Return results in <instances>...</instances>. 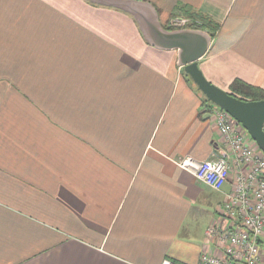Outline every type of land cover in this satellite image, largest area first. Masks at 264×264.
Segmentation results:
<instances>
[{
    "label": "crops",
    "instance_id": "crops-1",
    "mask_svg": "<svg viewBox=\"0 0 264 264\" xmlns=\"http://www.w3.org/2000/svg\"><path fill=\"white\" fill-rule=\"evenodd\" d=\"M142 1L163 27L185 12L217 26L197 62L210 83L264 90V0ZM215 109L129 14L0 0V264L222 256L207 232L227 226L219 210L237 171L214 190L179 165L227 152Z\"/></svg>",
    "mask_w": 264,
    "mask_h": 264
},
{
    "label": "built area",
    "instance_id": "built-area-1",
    "mask_svg": "<svg viewBox=\"0 0 264 264\" xmlns=\"http://www.w3.org/2000/svg\"><path fill=\"white\" fill-rule=\"evenodd\" d=\"M173 29L189 28L191 20L174 18ZM214 120L227 152L218 158L196 162L183 158L179 165L196 181L220 190L236 169L232 191L226 194L220 213L227 226L208 230L222 245L223 254H202L199 264H261L264 239V153L250 143V136L225 111L216 107ZM161 264H179L165 259Z\"/></svg>",
    "mask_w": 264,
    "mask_h": 264
},
{
    "label": "water",
    "instance_id": "water-1",
    "mask_svg": "<svg viewBox=\"0 0 264 264\" xmlns=\"http://www.w3.org/2000/svg\"><path fill=\"white\" fill-rule=\"evenodd\" d=\"M88 2L123 11L134 19L143 39L152 47L176 54V66L183 68L204 98L225 111L239 123L264 153V100L245 101L210 83L198 67L210 47L212 36L204 30L164 28L156 8L142 0H87Z\"/></svg>",
    "mask_w": 264,
    "mask_h": 264
},
{
    "label": "trees",
    "instance_id": "trees-1",
    "mask_svg": "<svg viewBox=\"0 0 264 264\" xmlns=\"http://www.w3.org/2000/svg\"><path fill=\"white\" fill-rule=\"evenodd\" d=\"M181 16H185L188 18H194V17L199 18L201 24L200 25L191 24V26H189L190 29L204 30V31H207L211 36H214L217 30V26L214 25L212 21L202 16H199V15H196L190 12H185ZM164 28L169 29L167 27H164ZM228 93L235 96L238 99L245 100V101L264 100V90L258 87H254L250 84H247L241 80H234L230 85V90ZM204 100L205 102L209 103L205 98Z\"/></svg>",
    "mask_w": 264,
    "mask_h": 264
},
{
    "label": "rangeland",
    "instance_id": "rangeland-1",
    "mask_svg": "<svg viewBox=\"0 0 264 264\" xmlns=\"http://www.w3.org/2000/svg\"><path fill=\"white\" fill-rule=\"evenodd\" d=\"M174 18H180V17H172L170 20H168V22L165 24V26L164 27H167V28H169V29H171V30H173V27L171 26V24H173V19ZM181 18H187V19H189V20H192L191 21V24L192 25H200L201 24V22H200V20H199V18H196V17H194V18H188V17H185V16H182ZM191 26V25H190ZM240 125V124H239ZM241 126V125H240ZM242 127V126H241ZM263 251H264V247H263V249H262Z\"/></svg>",
    "mask_w": 264,
    "mask_h": 264
}]
</instances>
